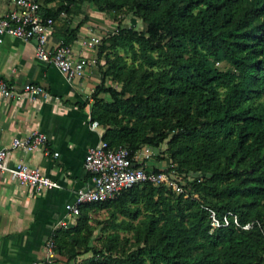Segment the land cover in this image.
I'll return each mask as SVG.
<instances>
[{"label":"trees","instance_id":"trees-1","mask_svg":"<svg viewBox=\"0 0 264 264\" xmlns=\"http://www.w3.org/2000/svg\"><path fill=\"white\" fill-rule=\"evenodd\" d=\"M35 1L64 45L88 21L87 15L72 19L83 15L85 3L117 22L97 46L101 81L90 96V120L102 128L101 140L131 156L165 144L169 165L144 168L165 172L184 191L144 182L80 205L72 225L51 233L57 259L264 264V0ZM122 14L144 30L122 27ZM222 62L225 69L216 65ZM189 173L199 176L188 181ZM203 206L252 225L209 232ZM101 210L108 215L99 245H91L100 223H92L93 214Z\"/></svg>","mask_w":264,"mask_h":264},{"label":"crops","instance_id":"crops-1","mask_svg":"<svg viewBox=\"0 0 264 264\" xmlns=\"http://www.w3.org/2000/svg\"><path fill=\"white\" fill-rule=\"evenodd\" d=\"M12 1L0 0V15L11 8ZM106 28V24L89 16L69 45L74 59L89 62L83 76L73 80L35 57L34 40L0 37V77L15 93L22 91L24 84L33 83L46 94L35 99L0 95V148H9L12 139L32 131L45 133L48 153L42 147L30 151L18 147L11 151L10 162L37 168L59 184V188L36 191L0 173V264H40L46 255L45 241L57 224L64 219L69 225L74 223L73 217L66 216L64 206L74 201L79 188L92 186L83 159L87 149L99 143L103 132L99 125L92 127L89 114L90 96L101 77L97 48L83 46L82 40L101 38ZM54 31L53 27L49 30V46L62 44ZM141 163L159 167L152 159Z\"/></svg>","mask_w":264,"mask_h":264},{"label":"built area","instance_id":"built-area-1","mask_svg":"<svg viewBox=\"0 0 264 264\" xmlns=\"http://www.w3.org/2000/svg\"><path fill=\"white\" fill-rule=\"evenodd\" d=\"M59 17H64L60 13ZM52 28V19L45 17L41 13V8L35 0H13L11 8L0 15V37L10 36L25 41L34 40L35 57L56 67L68 80H73L83 76L85 67L89 62L85 59H74L73 52L69 45L59 44L56 46L48 45L49 30ZM100 38L92 37L82 40V45L93 48L98 45ZM0 95L4 98H20L27 95L30 99L42 95L45 92L40 85L26 83L22 91L15 93L5 80L0 79ZM96 122L92 127L97 126ZM48 137L45 133L32 131L23 138H14L9 148H0V173H5L10 180L30 187L36 191L43 189L59 188V184L39 171L22 162L11 163L10 153L14 149L21 147L26 151L42 147L46 153ZM54 156L58 153L54 152ZM152 156L150 147L144 146L131 156L129 150L124 146L111 148L107 142L100 140L94 146L87 149L83 168L92 177V186L79 188L76 191L75 199L64 206L66 216L76 217L79 213V206L86 203L103 202L113 199L123 190L135 184L149 182L154 185L165 184L177 193H183V188L178 185L176 180L167 176L165 172H156L153 169L147 171L141 163ZM187 197V194L183 195ZM191 198L198 199L197 193H192ZM208 213L209 232L217 228L228 227L233 224L241 229H248L251 223L241 225L237 216L226 211L219 215L213 208L203 206ZM70 226L67 220L60 221L57 227ZM45 259L40 264H62L57 259V253L51 235L45 241Z\"/></svg>","mask_w":264,"mask_h":264},{"label":"rangeland","instance_id":"rangeland-1","mask_svg":"<svg viewBox=\"0 0 264 264\" xmlns=\"http://www.w3.org/2000/svg\"><path fill=\"white\" fill-rule=\"evenodd\" d=\"M84 15L92 16V18L94 17V18H96L97 21L107 25V28L105 30L104 29L102 30V31H104V33H102V34L113 32L116 29V25H117L116 21H113L112 18L109 15H107L106 13L98 14L96 12V10L94 9V7L89 3H85L83 5V15H76V16L72 17L73 24L77 23L81 19V17ZM121 17L122 18H120V19H122L121 20V26L122 27H135L139 31L144 30V28H145L144 24L140 20L132 17L130 14H127V15L122 14ZM99 43H100V41H99ZM98 45L94 46L93 48H97ZM100 61L102 62L103 60H100ZM216 65L220 69H225L227 67V65L223 62L217 63ZM102 96L105 99H108L107 95H102ZM165 147H166V145L162 144L160 148H150V151L152 152V156L149 159H152L153 163H155L157 166L162 167V168H165L166 166L169 165V160L162 158L163 153H161V150H163ZM198 176H199L198 173H189L187 175V179H188V181H191L192 179H194ZM107 215H108L107 212L104 210L98 211L97 213L93 214L92 223H94V221L95 222L100 221V223L96 226L95 230L93 231V239L91 241V245H96V246L99 245L100 241H97V238L100 237V235L102 234L101 228L103 227V224L105 222V218L107 217ZM75 219H76V217H74V220ZM123 235L124 234L122 232H120V237H122ZM87 255H89V252L86 254H83L79 258L81 259L82 257H85Z\"/></svg>","mask_w":264,"mask_h":264}]
</instances>
